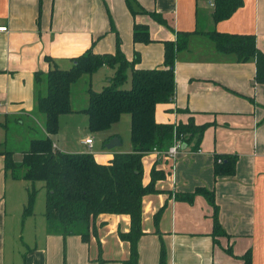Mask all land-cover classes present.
Returning a JSON list of instances; mask_svg holds the SVG:
<instances>
[{"label": "crops", "instance_id": "1", "mask_svg": "<svg viewBox=\"0 0 264 264\" xmlns=\"http://www.w3.org/2000/svg\"><path fill=\"white\" fill-rule=\"evenodd\" d=\"M131 2L156 12L165 22L149 13L132 15L126 0H0V25L7 27L0 31V142L6 140L9 120L44 122L36 99L46 90L47 57L68 69L72 59L88 48L97 54L114 53L118 36L128 61L138 55L134 68H159L163 42L175 40L177 31L191 32L186 48L176 53L174 98L157 103L154 117L176 123L191 116L206 126L197 149L186 144L172 159L155 150L143 155L142 181H150L153 169L157 190L142 197L137 264H159L161 245L165 264H243L246 253L250 264H264V83L253 79L254 59L241 62L234 53L220 52L207 34L251 33L264 53V0H242L229 18L218 22L212 18V0ZM134 23L148 26L150 42H133ZM98 70L105 75L102 87L114 69ZM130 72L127 68L125 87ZM113 135L120 137L118 132L108 136ZM88 136L81 134L69 147L52 139L62 151H89L101 163L120 150L93 149V136L91 145L83 142ZM215 152L237 153L234 173L214 176ZM24 180L5 172L0 154V264H124L129 242L119 232L129 229V214L99 213L88 241L78 234L49 231L44 212L24 233L25 221L33 216V211L23 215L28 195L27 186L26 197L22 192ZM197 187L213 190L226 234L212 235L213 208L203 193L192 201L176 195Z\"/></svg>", "mask_w": 264, "mask_h": 264}, {"label": "trees", "instance_id": "2", "mask_svg": "<svg viewBox=\"0 0 264 264\" xmlns=\"http://www.w3.org/2000/svg\"><path fill=\"white\" fill-rule=\"evenodd\" d=\"M132 0H126L132 13H149L158 21L164 19L156 12H148L140 5L133 7ZM136 3V0H134ZM214 22L229 18L241 5L242 0H212ZM191 32L177 31L176 39L163 42V66L159 68H134L138 60L135 54L128 61L120 49V37L116 36L114 53L97 54L90 48L72 59L68 69H61L51 63L46 73V90L38 94L37 109L44 115L45 135L30 139L29 147L21 152L20 159H15L14 152L2 148L4 169L11 177L31 182L43 181L45 187V217L47 229L58 231L63 236L78 234L88 241L94 231V220L99 213H127L130 227L120 231L119 236L129 242V255L124 264H137V240L143 233L142 197L154 192L155 175L149 182L143 183L142 157L148 151L166 150L179 138L191 148L199 147L206 123L197 124L193 117L186 122H160L154 117L155 106L159 102L171 101L175 95L174 62L176 53L186 48ZM216 48L223 53H234L241 62L254 59V81L264 83V53L255 45L254 35L229 34L217 30L207 32ZM134 43L151 41L148 26L134 23L132 27ZM102 66L114 69L100 90L87 88L86 107L80 109L87 114L88 127L92 131L109 128L123 113L130 116L131 148L114 151L107 163L97 161L89 151H62L55 147L52 135L58 131L59 117L70 113V87L82 75H91ZM130 68V84L126 69ZM36 79L38 75L36 73ZM112 136L103 139L102 147ZM237 153H214V176L232 174L235 171ZM27 202L23 215L32 212L35 188L27 186ZM197 193H203L213 208L212 235L226 234L218 218V205L212 189L197 187L192 192H178L176 195L192 201ZM243 264H250L249 254L243 255ZM102 262V260H100ZM159 264H165V249L161 245Z\"/></svg>", "mask_w": 264, "mask_h": 264}, {"label": "rangeland", "instance_id": "3", "mask_svg": "<svg viewBox=\"0 0 264 264\" xmlns=\"http://www.w3.org/2000/svg\"><path fill=\"white\" fill-rule=\"evenodd\" d=\"M98 71L99 70H96L95 73H92V76L84 74L76 82L72 83L71 92L74 96H72L71 105H73V107L77 109L73 110L70 113L61 114V116L59 117L58 133L55 134V136L54 134L52 136L53 139L59 144L63 143L67 145V147H69L77 144L78 138L81 136V134H90L94 138L93 149H102L101 146L103 143V139L113 132H118V134L120 135L121 143L117 146V148H119L120 151H124V149H128L131 147L128 113L122 116L116 123L114 122L109 128L100 131H92L88 127L87 114L84 111L80 110L87 105V100L86 102L84 101V96L87 88L89 87V81H91L90 86L94 90H99L104 82L105 75L103 76V73ZM90 76L91 78L89 80ZM6 129L7 130L4 129V131L6 132V140L0 142V148H7L12 150L16 159H19L21 152L29 147L28 138L40 137L45 135L44 122L36 119H30V121L28 120V122L25 121L24 124L15 120H9ZM31 184L35 188V196L32 206L34 217L32 216L29 218V221H25L26 224H24V233H26L29 226H32V220H38L43 216L45 207V187L43 186V181L36 180L34 182H31L28 180H24V184L21 185V188L25 197L26 191H24V187L28 185L30 186ZM26 202L27 197L25 204Z\"/></svg>", "mask_w": 264, "mask_h": 264}, {"label": "built area", "instance_id": "4", "mask_svg": "<svg viewBox=\"0 0 264 264\" xmlns=\"http://www.w3.org/2000/svg\"><path fill=\"white\" fill-rule=\"evenodd\" d=\"M7 27L6 26H1L0 25V31H6ZM83 142H85L88 145H91L93 142L92 136L86 137ZM182 145V140L179 138H175L173 143L166 149V150H158V149H153L155 151L161 152L165 154L169 158H173L175 154L178 152V150L181 148Z\"/></svg>", "mask_w": 264, "mask_h": 264}, {"label": "water", "instance_id": "5", "mask_svg": "<svg viewBox=\"0 0 264 264\" xmlns=\"http://www.w3.org/2000/svg\"><path fill=\"white\" fill-rule=\"evenodd\" d=\"M121 143V139L118 135H113L112 137H110L104 144V146L106 148H113L116 147L118 145H120ZM186 144L183 143L181 146L184 147Z\"/></svg>", "mask_w": 264, "mask_h": 264}]
</instances>
